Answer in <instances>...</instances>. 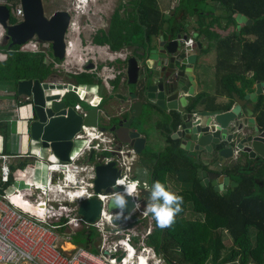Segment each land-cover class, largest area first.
I'll list each match as a JSON object with an SVG mask.
<instances>
[{"label": "water", "instance_id": "obj_1", "mask_svg": "<svg viewBox=\"0 0 264 264\" xmlns=\"http://www.w3.org/2000/svg\"><path fill=\"white\" fill-rule=\"evenodd\" d=\"M19 1L22 17L14 23L9 22L8 7L0 4V26L5 30L3 41L9 39L10 47L34 37L40 42L52 39L53 56L61 59L66 22L58 24L56 21L63 12H55L46 18L41 0ZM232 9L229 14H232ZM164 17L169 16L165 14ZM234 19L237 29L240 24L251 23V19L241 13H235ZM41 34L45 38H41ZM188 37L182 31L168 27L160 31L148 51L128 56L124 65L125 80L118 86L121 89L120 86L124 85V91L108 94L110 99H117L112 109L106 103L99 108L97 101L92 104L85 102L81 105L84 110L81 114L73 108V104L68 103L67 94L61 95L60 91L72 88L82 94L83 90L70 85L66 87V84L54 85L49 80L37 78L17 80L16 94L29 114L25 119V134L41 147H50L59 160H67L73 146L72 135L81 124L109 132L113 137V150L97 155L90 150L88 154L89 159L96 156L93 189L103 194L120 189L113 184L121 170L115 167L114 160L106 162V157H118L119 149L126 154L132 150L136 156L155 149L157 144L165 141L167 132L162 127L152 128V124L165 123L170 137L178 140L179 147L193 152L192 156L202 159L203 165H222L237 158L240 153L246 154L249 159H264V127L253 116L252 105L262 92V83L256 81L254 89L242 97L233 93V103L228 109L204 108L200 103L192 105L187 96L193 92L195 82L192 72L202 54V46L199 41L186 45ZM56 175L62 177V173L57 172L52 181H55ZM197 176L201 184L211 185L219 193H225L237 184L227 174L201 167H197ZM148 196L149 191L141 188L136 200L141 206H146ZM110 198L107 209L116 208ZM125 198L127 207L123 213H128L134 202L130 196ZM100 208L101 201L94 196L80 201L77 213L85 222L92 223L98 218ZM98 241L93 240L94 247Z\"/></svg>", "mask_w": 264, "mask_h": 264}, {"label": "trees", "instance_id": "obj_2", "mask_svg": "<svg viewBox=\"0 0 264 264\" xmlns=\"http://www.w3.org/2000/svg\"><path fill=\"white\" fill-rule=\"evenodd\" d=\"M166 1L137 0L133 14L136 23L130 28L123 19L119 21V28H111L105 37L107 45L119 49L130 44L132 39L133 44L141 45L167 27L186 32L191 23L187 18L194 17L192 27L196 35L213 41L215 75L220 85L217 93L225 95L228 101L216 105L215 95L203 90L191 96L190 103H200L204 108L228 109L233 93L242 97L260 81L263 91L254 102V112L257 123L264 127V0H176L170 9L172 14L165 18L162 7L168 6L163 4ZM231 9L232 14H229ZM234 13L245 15L251 23L242 24L238 33L233 28L227 34L214 29L215 26L220 30L235 26ZM16 21L10 14L9 22ZM0 51L5 54L0 60V83L8 81L16 85L17 80H44L49 75L50 64L43 61L39 52L21 51L19 45L8 47L1 43ZM93 82L92 76L78 79L80 84ZM73 102H78L76 96ZM164 137L163 150L143 153V157L154 159L149 168V182L151 186L159 180L172 191L167 182L178 181L179 190L172 192L183 197L182 211L169 228H159L152 217L153 230L148 243L167 264H264V159L253 160L240 153L237 158L220 165V172L229 175L237 184L219 193L211 185L200 183L197 167L206 166L189 157L169 132ZM14 162L10 164L12 170L22 168L28 159L16 158ZM187 212L196 216L187 217ZM224 232L230 237L229 245L223 242ZM81 234L85 238L83 244L95 251V231L83 230Z\"/></svg>", "mask_w": 264, "mask_h": 264}, {"label": "built area", "instance_id": "obj_3", "mask_svg": "<svg viewBox=\"0 0 264 264\" xmlns=\"http://www.w3.org/2000/svg\"><path fill=\"white\" fill-rule=\"evenodd\" d=\"M0 4L6 5L9 14L17 21L21 19L19 0H0ZM185 44L191 46L192 37L189 36ZM19 50L35 52V39L20 44ZM100 76L107 85L106 80L110 77L108 70L105 69ZM66 91H60L61 95ZM75 93L79 101L93 103L94 98L89 94L86 97L84 91L82 94ZM79 101L73 108L84 114ZM71 139L73 146L67 160H59L50 147L40 145L33 155H19L28 159L19 169L24 177L14 176L17 168L12 170L10 167V164H15L10 160L14 156L0 154V264H167L147 241L153 230V219L151 214H146V206H141L136 200V194L144 188L145 183L150 186V182L146 175L134 174L135 153L130 150L126 154L119 149L118 157L105 158L106 162L114 160L115 167L121 173L113 184L120 189L103 194L93 189L96 156L89 159L88 154L90 150H94L96 155L113 150V138L96 127L81 124ZM43 148L48 155H54L53 160L43 162L45 160L40 157ZM37 160L46 167L44 184L25 179L26 166L34 167ZM57 172H61L62 177L56 175L55 181H52ZM120 180L127 184H137V188L130 195L133 207L128 213H123L120 219H116L120 210L107 209L106 204L114 193H123V186L117 183ZM20 181L24 187L15 185V182ZM9 186L12 190L7 191ZM94 196L101 201L99 216L94 222L87 223L77 213L78 203ZM88 228L96 232L97 238L94 241L99 240L95 251L70 241L76 231ZM63 241H68L71 248L63 247Z\"/></svg>", "mask_w": 264, "mask_h": 264}, {"label": "flooded vegetation", "instance_id": "obj_4", "mask_svg": "<svg viewBox=\"0 0 264 264\" xmlns=\"http://www.w3.org/2000/svg\"><path fill=\"white\" fill-rule=\"evenodd\" d=\"M41 2L43 14L46 18L52 16L55 12L61 11L63 13L57 16L56 22L58 24L66 22L63 33V41L65 43L64 55L61 59L53 56L51 48L52 39L40 42L34 37L36 41L35 52L42 54L43 61L48 65L50 64L49 75L41 81L49 80V82L54 85L66 84V87L70 85L71 87L83 91L85 90L84 86L93 85L98 94L93 99V102L97 101L98 107L102 108L104 101L102 96H100V91L101 88L103 89L105 83L101 79V73L105 69L108 70L110 77L106 80V86L109 87L110 84L111 89H114L123 82V76L125 78V59L134 54L138 55V53L142 51H148L153 47V36L149 40L145 39L144 43L141 45L133 44L134 40L132 39L130 40V44L119 49H111L105 42V37L108 36L111 28H119L118 22L122 19L130 28L134 26L136 20L133 14L136 12L137 0H41ZM182 33L188 35L187 31H182ZM4 34L5 30L2 28L0 43L8 46L9 39L3 41ZM203 37L204 36L201 34L196 35L195 38H192V44L198 41L201 42ZM41 38H45L44 34H41ZM102 46H107L108 52L102 49ZM201 46L202 54H205L206 48L204 49L202 42ZM108 53H112V61L109 62H107ZM67 57L69 58L66 60L64 66L61 63L64 59H67ZM105 63H107L108 67ZM198 63H200L199 59ZM198 63H196L197 65L195 66H198ZM87 76L93 77L94 82L92 84L78 83L79 78ZM208 78L209 76L207 75V79ZM67 91L64 93L67 94V101L69 104L74 105L77 103L73 102L74 96L78 98V95L75 93L77 91L72 90V88L67 89ZM84 92L86 93V91ZM82 101L87 102L84 100ZM114 101L116 104L117 99L115 98ZM81 105L80 103V106ZM102 132L106 136L112 137L109 132Z\"/></svg>", "mask_w": 264, "mask_h": 264}, {"label": "crops", "instance_id": "obj_5", "mask_svg": "<svg viewBox=\"0 0 264 264\" xmlns=\"http://www.w3.org/2000/svg\"><path fill=\"white\" fill-rule=\"evenodd\" d=\"M163 4L165 5L166 2ZM162 8H163V11L168 16H170L172 14V11L170 10L171 8H168V6H165ZM218 11L219 10H215V12H218ZM234 15H235V13L233 14V16ZM177 20H179V17H177ZM221 24L222 25L224 24L223 20L221 21ZM236 25H237V22H236L235 26L231 25L226 30H220L216 26L214 27V29L221 34H227L232 28L239 31L242 24H240L239 29L236 28ZM186 31H188V35L190 37L195 38L196 31L194 30L192 25H190V27L187 26ZM156 38L157 37H154V39H156ZM201 42H202L204 49L208 48V50L205 49V51H206L205 54H202L200 56L199 65L193 67L192 75H193V80L195 83L193 86L192 94L188 95L187 98L190 101L191 96H193L194 94L204 90V91H207L208 93H210L212 95H215L214 103L216 105L224 104L225 102L228 101V98L225 97V95H221V94L217 93L218 92L217 90H215V89L211 90L208 87L209 82L207 79V75H208L207 67L209 66V64H212V66H213V69H214L213 74H214L215 79L217 80L216 83H218V77L215 75V60H216V51L215 50L216 49L213 46L212 40H210V42H208V40L205 37H203L201 39ZM208 43H210L209 47H208ZM101 48L104 49L106 52H108L107 46H102ZM108 54L109 55L107 56V62L112 61L111 60L112 59V53H108ZM105 65H107V63H105ZM107 67H108V65H107ZM123 79L125 80L124 76H123ZM120 88L121 89H119L118 87H115L114 89H111L110 84H109V87L104 85L103 89L101 88V91H100L101 95L100 96H102V99L104 101L103 103H106V105L109 109H112V107L115 105V101L110 99L108 94L109 93L113 94L114 92H122V91H124L125 86L122 85V86H120ZM84 89H85L84 91H86V92L88 91V94L90 96H92L93 98H95L98 95L96 92V88L93 85L84 86ZM253 89H254V85H253ZM4 90H6V89H4ZM262 91H263V86H262ZM5 94L6 95L3 96L0 93V154L14 156V158H10V160L15 161L16 158H22L19 155L24 154L23 151H20L18 153L16 152L17 150L20 149V147L22 145L21 144L22 141L26 142V140L28 138V142L32 143L30 141L29 137L24 132L25 119L29 114H28V110L26 109V107L23 106L22 116L20 115L21 113L19 112L20 110H18V105L22 104V103L19 102V97L16 94L15 85H14L13 91H11L10 89L9 90L7 89ZM252 105H253V109H254V103H252ZM253 116L255 117V112L253 113ZM13 122H17V123H13ZM164 124L163 125H160L159 123L152 124V128L155 129V128L162 127L168 133L169 131H167V127H165ZM4 135H5V137H4ZM162 137H163V135H162ZM165 145H166V140L160 143L159 148L151 149L148 152L158 153L161 150H163ZM6 148H9L11 151H8L9 149L6 151ZM38 150H39V146H38V149L36 151H38ZM185 152L192 159H194L196 161H200L201 163L203 162L202 159H199L198 157H193L192 156L193 152H188V151H185ZM143 158H145V160L147 161L145 164H147L148 167L146 168V166H144V168L141 170V174H143L144 169H147L148 174L146 176H147V178H149V168H150L151 163L153 162L154 159H151L149 156L143 157V153H142V154L136 155L134 162H133V166L137 160L139 161ZM148 161H149V164H148ZM205 166H206V168H204V169L214 170V171H217L219 173H222L219 170L220 165H218V164H206ZM230 179H232V178L230 177ZM167 184L169 185V187L178 186V188L176 190H179V188H180V183L178 181L170 180L167 182ZM230 242H231V240H230Z\"/></svg>", "mask_w": 264, "mask_h": 264}, {"label": "rangeland", "instance_id": "obj_6", "mask_svg": "<svg viewBox=\"0 0 264 264\" xmlns=\"http://www.w3.org/2000/svg\"><path fill=\"white\" fill-rule=\"evenodd\" d=\"M175 2H176V0H168V1H166V5H168V8H171L170 6L174 5ZM187 19L189 21H191L190 25H192L194 17H188ZM190 25H189V27H190ZM1 34H2V28L0 26V41H1V38H2ZM4 57H5V54L2 51H0V60L4 59ZM68 58L69 57H67V59H64L61 64L65 66L66 60H68ZM213 70L214 69H213L212 64H209V66L207 67V73H208V76H209V78H208L209 86L208 87L211 90H214V89L217 90L218 88H220V85H219V83H216L217 80L214 77ZM4 89H6V90L10 89L11 91H13L14 90V85L12 84V82H8V81L2 82V83H0V93L3 96L6 95L5 94L6 90H4ZM85 95L88 96V91L85 93ZM80 103L82 105H85V102H83L82 100H80ZM18 110H20L19 112L21 113L20 115L22 116L23 104H19L18 105ZM13 123H17V122H13ZM31 142L32 143H29L28 142V138H27L26 142L22 141V143H21L22 145H21L20 149L17 150V151L15 150V151L17 153L20 152V151H23L24 154L28 153L30 155H33L36 152V150L38 149L39 144H37L34 141H31ZM76 146H78V144H76ZM76 146H75V149H76ZM159 147H160V143L157 144L155 149H157ZM8 149L9 148H6V151ZM8 151H11V150L9 149ZM103 152L105 154H108L107 151H103ZM40 157L42 158V160H45L43 162L51 161V160L54 159V155H50V154L48 155V152L46 151L45 148H43L41 150V156ZM146 162L147 161L145 160V158H143V159H141L139 161L138 160L136 161V163L133 166V172H134L135 175H137V176H141L142 175L141 174V170L144 168V166H146V168L148 167L147 164H145ZM148 164H149V161H148ZM19 169L20 168H17L15 170L14 176L16 178L24 177V176H22L20 174V170ZM26 170H27V172H26V175H25V179H28V180H32L33 179L36 183H40V184H44L45 183V180H46V167L41 161L37 160L34 163V167H32L30 165H27L26 166ZM15 185H17L18 187H24L25 186L22 181L15 182ZM170 188H171L172 191H177L176 189L178 188V186L170 187ZM10 190H12V187L9 186L7 191H10ZM186 216L192 218V217H195L196 215L192 214L191 212H187ZM250 232H251V234H253V229L252 228L250 229ZM96 238H97V235H94V239H96ZM70 241L73 242L74 244H83L84 241H85V238L81 234V231L78 230L71 236ZM65 242L69 243L68 241H63L62 242L63 247H64ZM223 242H224L225 245H229L230 244V237L225 232L223 233Z\"/></svg>", "mask_w": 264, "mask_h": 264}, {"label": "clouds", "instance_id": "obj_7", "mask_svg": "<svg viewBox=\"0 0 264 264\" xmlns=\"http://www.w3.org/2000/svg\"><path fill=\"white\" fill-rule=\"evenodd\" d=\"M143 174L147 175L148 170L144 169ZM117 183L123 186V193H114L110 199L113 205L120 210L116 216V219H120L124 209L127 207L125 197L135 193L137 184H127L124 180H120ZM144 188L149 191L146 214L152 215L159 228L171 227L175 222L176 215L182 211L183 197L168 190L159 180L154 181L151 186L145 183Z\"/></svg>", "mask_w": 264, "mask_h": 264}, {"label": "bare ground", "instance_id": "obj_8", "mask_svg": "<svg viewBox=\"0 0 264 264\" xmlns=\"http://www.w3.org/2000/svg\"><path fill=\"white\" fill-rule=\"evenodd\" d=\"M64 247H65V248H70V247H71V244L65 242Z\"/></svg>", "mask_w": 264, "mask_h": 264}]
</instances>
